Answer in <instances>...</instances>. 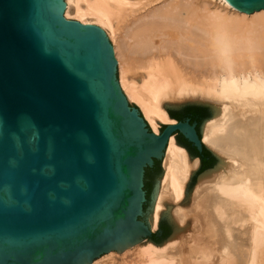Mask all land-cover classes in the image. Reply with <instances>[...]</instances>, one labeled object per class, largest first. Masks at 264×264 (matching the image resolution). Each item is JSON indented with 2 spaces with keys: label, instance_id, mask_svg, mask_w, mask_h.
<instances>
[{
  "label": "water",
  "instance_id": "95a60500",
  "mask_svg": "<svg viewBox=\"0 0 264 264\" xmlns=\"http://www.w3.org/2000/svg\"><path fill=\"white\" fill-rule=\"evenodd\" d=\"M64 7L0 0V264H91L151 238L171 137L198 157L199 176L218 162L201 141L214 110L164 103L173 123L151 131L119 87L106 35Z\"/></svg>",
  "mask_w": 264,
  "mask_h": 264
},
{
  "label": "bare ground",
  "instance_id": "6f19581e",
  "mask_svg": "<svg viewBox=\"0 0 264 264\" xmlns=\"http://www.w3.org/2000/svg\"><path fill=\"white\" fill-rule=\"evenodd\" d=\"M66 1L65 19L94 25L112 40L119 87L151 131L173 123L161 107L166 102L210 105L215 117L201 141L220 160L198 177L185 208L198 161L171 137L154 225L171 204L174 236L91 264H264V10L247 15L226 0L225 10L214 0Z\"/></svg>",
  "mask_w": 264,
  "mask_h": 264
},
{
  "label": "rangeland",
  "instance_id": "374dc122",
  "mask_svg": "<svg viewBox=\"0 0 264 264\" xmlns=\"http://www.w3.org/2000/svg\"><path fill=\"white\" fill-rule=\"evenodd\" d=\"M222 0H214L213 1V3H214V5L217 7V8H220V10H225L224 8L226 7V5L224 4V2L222 1ZM65 2H66V10H65V17H66V13H67V1L65 0ZM220 6V7H219ZM224 7V8H223ZM232 11V10H231ZM66 19H68V18H66ZM68 20H73V21H77L76 19H74V18H69ZM107 35V34H106ZM109 38V37H108ZM110 40V39H109ZM110 42H111V44L113 45V43H112V40H110ZM117 67H118V73H117V75H118V80H119V82H120V67H119V65H117ZM140 84L142 83V81H138ZM129 100V99H128ZM129 104H130V106H138L137 104H135L134 102H132V101H130L129 100ZM166 103H168V102H166ZM170 103V102H169ZM185 103H197V104H202V105H205V106H208V107H210V105L209 104H207V103H205V102H202V101H198V100H187V101H181L180 103L179 102H171V104H185ZM139 107V106H138ZM143 115V114H142ZM144 116V115H143ZM145 118V117H144ZM147 121V120H146ZM210 121V120H209ZM209 122L207 121V123L205 124V126L208 124ZM148 125H149V123H148ZM150 126V125H149ZM205 126H203V128H204V130H205ZM152 129V128H151ZM204 130H202L203 131V136H204ZM202 139H203V137H202ZM208 147V146H207ZM209 148V147H208ZM210 149V148H209ZM210 150H212V149H210ZM167 152V151H166ZM212 152H213V150H212ZM165 157H166V155H165ZM165 157H164V160H163V162H162V160H161V169H162V172H164V174H165V164H164V162H165ZM191 159V158H190ZM217 160H219V157L218 158H216ZM192 161H197V159H191ZM219 163H220V160L217 162V167H218V165H219ZM163 165V166H162ZM216 167V168H217ZM196 171V170H195ZM195 171L192 173V175L195 173ZM164 174H162L163 175V177H164ZM191 175V176H192ZM199 176V175H198ZM198 176L196 177V179H195V181L193 182V184L192 185H188L189 184V181H190V179H191V177L189 178V180H188V183H187V185H186V196H185V198L183 199V201H182V206L183 207H185V208H190L192 205H193V194H194V191H195V189H196V187H197V185H198V183H199V181L197 180L198 179ZM203 176V175H202ZM201 176V177H202ZM163 177H162V179H163ZM200 177V178H201ZM200 180V179H199ZM161 183H162V180H161ZM156 202H157V199H155V203H153V205H154V208L152 209V211H151V213H149L148 215H147V218H146V220H147V224H148V226H149V230H153L154 231V233L157 231V230H155V229H158V226H159V223H160V221L161 220H164V223H165V225H166V227H167V229L169 230V236L167 237V238H165L164 240H162L161 241V243H159V244H157V245H159V246H161L162 244H165V243H167L173 236H174V234H175V226H174V222L171 220V218H170V216H169V213H167L166 212V210H169V205H171V204H166L162 209H161V211H160V214H159V217H158V220H157V225H156V227H155V225H154V222H155V208H156ZM168 215H167V214ZM160 240V239H159ZM163 242V243H162ZM149 243H151V241H149V240H143L142 242H140V243H138V244H136V245H134V246H132V247H128L130 250H132V252L135 250V249H137L138 247H143V246H145V245H147V244H149ZM127 248V249H128ZM134 249V250H133ZM126 251V250H125ZM124 250L122 251V253L121 254H123V252H125ZM117 254V253H115V252H109V253H106V254H104V255H102V257H104V256H108V255H110V254ZM117 255H120V254H117ZM101 258V257H100ZM99 259V258H98Z\"/></svg>",
  "mask_w": 264,
  "mask_h": 264
},
{
  "label": "flooded vegetation",
  "instance_id": "af4514ba",
  "mask_svg": "<svg viewBox=\"0 0 264 264\" xmlns=\"http://www.w3.org/2000/svg\"><path fill=\"white\" fill-rule=\"evenodd\" d=\"M165 125H166V124H162V128H164ZM161 130H162V129H161ZM175 135H177V133H175L174 136H175ZM201 138H202V137H201ZM205 148H206V147H205ZM208 150H209V149H208ZM209 151H210V150H209ZM210 152H211V151H210ZM211 153H212V152H211ZM212 154H213V153H212ZM214 156H215V155H214ZM191 159H197V161H198V167H197L195 173L191 176V179H190L188 185H192L193 182L195 181L196 177H197L200 173H202V172L204 171V170L201 169V167H200V165H199V159H198V157H194V158H191ZM162 162H163V161H162ZM162 166H163V165H162ZM197 180H198V179H197ZM166 230H167V227H166V225H165V223H164V220H161L160 223H159V226H158L157 232H155V235H154V236L152 235L151 238H148V240L154 242L156 239H161L162 236H163V234H164V231H166Z\"/></svg>",
  "mask_w": 264,
  "mask_h": 264
},
{
  "label": "trees",
  "instance_id": "16d2710c",
  "mask_svg": "<svg viewBox=\"0 0 264 264\" xmlns=\"http://www.w3.org/2000/svg\"><path fill=\"white\" fill-rule=\"evenodd\" d=\"M169 230L167 229L166 231H164V234L162 236V238L159 240V239H156L154 242L155 243H160L162 240H164L165 238H167L169 236ZM155 235V233L153 234V236Z\"/></svg>",
  "mask_w": 264,
  "mask_h": 264
}]
</instances>
